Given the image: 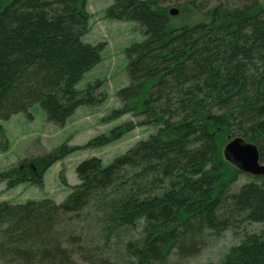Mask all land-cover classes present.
<instances>
[{
  "label": "trees",
  "instance_id": "1",
  "mask_svg": "<svg viewBox=\"0 0 264 264\" xmlns=\"http://www.w3.org/2000/svg\"><path fill=\"white\" fill-rule=\"evenodd\" d=\"M87 1L0 0V121L38 106L63 126L78 107L103 102L97 84L76 90L102 49L82 41ZM263 2L112 0L104 17L136 23L143 39L125 51L129 84L108 118L136 121L24 160L0 172V183L41 187L44 172L76 150L138 127L156 131L107 166L80 162L78 184L59 204L0 202V261L165 264L179 245L196 249L193 236L230 231L243 236L219 264H264V176L223 158L226 143L240 137L264 164ZM241 176L249 180L237 188Z\"/></svg>",
  "mask_w": 264,
  "mask_h": 264
},
{
  "label": "rangeland",
  "instance_id": "2",
  "mask_svg": "<svg viewBox=\"0 0 264 264\" xmlns=\"http://www.w3.org/2000/svg\"><path fill=\"white\" fill-rule=\"evenodd\" d=\"M111 3L112 0H88L86 3V12L90 17L89 30L82 41L92 46L101 45L102 49L99 63L86 72L76 84L78 91L97 84L94 96L98 99L104 96L103 102L95 107H78L63 126L49 123L45 113L38 106H33L28 113H18L0 121V172L18 166L24 160L52 153L63 145L84 146L95 137L108 134L116 126L127 121H136L130 115L117 120L108 118L111 111L117 110L121 105L117 91L129 84L125 51L143 39L136 23L111 21L104 17ZM155 131L153 126L138 127L103 147L76 150L44 172L41 187L24 183L7 189L5 183H0V202L14 205L49 199L59 204L71 193L72 187L78 184L75 168L80 162L97 158L103 166H107L113 159L123 155L138 142L146 140ZM61 176L64 178V184ZM248 180V177L241 176L236 182V187L239 188ZM258 228L257 225L249 227L250 230ZM242 233L234 235L226 231L220 237H212L207 233L195 235L192 239L197 244L196 249H181L182 245H179L165 264H219L228 250L239 243ZM183 244L187 245L186 242ZM0 264L7 263L0 261Z\"/></svg>",
  "mask_w": 264,
  "mask_h": 264
},
{
  "label": "water",
  "instance_id": "3",
  "mask_svg": "<svg viewBox=\"0 0 264 264\" xmlns=\"http://www.w3.org/2000/svg\"><path fill=\"white\" fill-rule=\"evenodd\" d=\"M170 14L176 16L177 9ZM223 158L240 172L251 176H264V164L260 163L257 147L240 137L231 139L223 149Z\"/></svg>",
  "mask_w": 264,
  "mask_h": 264
}]
</instances>
